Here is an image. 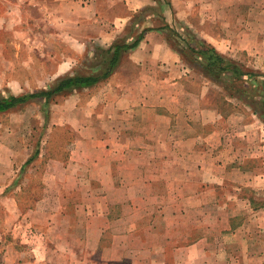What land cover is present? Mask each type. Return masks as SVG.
Segmentation results:
<instances>
[{"label":"crops","instance_id":"0c3cea01","mask_svg":"<svg viewBox=\"0 0 264 264\" xmlns=\"http://www.w3.org/2000/svg\"><path fill=\"white\" fill-rule=\"evenodd\" d=\"M153 2L0 0V31L7 32L9 38L4 42L0 34V50L12 45L40 50L60 36L57 32L88 28L95 21L103 23V27L85 45L108 46L125 30L135 12ZM260 14L262 19L253 17ZM245 17L241 24H222V32H228L223 35L225 39L219 35L208 43L223 55L235 51V57H239L240 51H253L264 60L263 5L252 4ZM3 59L9 63L18 61L14 56ZM154 65L157 72L163 73L159 79L164 77L169 84L178 85L177 103L171 105L166 100H174V94L153 89ZM186 67L165 36L151 30L89 98V104L96 103L102 109L101 115H91L89 128L93 134L84 141L88 151L80 154L73 149L77 145H72L67 160L54 165L59 179L54 177L52 184L55 195L66 192L63 205H75L80 216L76 219L80 224L69 234L83 245L76 253L82 256L79 264H217L213 258L216 245L213 247L211 242L222 233H229L226 236L241 246L245 244L244 253L247 249L259 250L255 254L264 264V196L254 194L264 184V152L254 156L248 150L252 147L249 141L253 126L264 127V122L258 125L261 121L256 120L232 130L214 106L203 104L201 99L192 108L182 103L183 98H190L180 80L185 71H190ZM78 93L82 92L74 93L76 97ZM99 124L103 125L102 135L96 133ZM210 146L214 159L219 161L214 168L207 167L206 162L213 155L208 153ZM42 154L43 149L39 156ZM254 158L261 160V170L250 165L248 160ZM250 183L255 185L250 190L254 195L242 187ZM208 184L242 195L228 200L214 197L208 194ZM77 190L87 196L84 201L71 200L70 195ZM259 200L262 202L257 205ZM249 213L251 217L260 215V234H250L239 222ZM62 214L66 215V211ZM57 215L56 212L54 216ZM23 264L50 263L37 259ZM56 264L75 263L72 259Z\"/></svg>","mask_w":264,"mask_h":264},{"label":"rangeland","instance_id":"374dc122","mask_svg":"<svg viewBox=\"0 0 264 264\" xmlns=\"http://www.w3.org/2000/svg\"><path fill=\"white\" fill-rule=\"evenodd\" d=\"M170 1L172 2V9L166 6V16L169 23L172 26L179 25L178 28L182 32L187 26L194 34L207 42H214V39H218L219 35H222L224 40L223 35H227L228 32L223 31V33L220 29L221 25L229 26L230 22L234 24L244 23L247 9L252 4L257 6L262 4L264 7V0ZM253 17H256V20L262 19L261 14L259 16L253 15ZM93 24L94 26H88V28L72 27L69 29L70 31H59L57 34L59 33L60 36L56 35L50 41L47 39V45L43 48L40 47V50L37 47L32 50L24 47L16 48L13 45L12 47L1 48V57L10 59L14 56L18 58V61L9 63L5 62L3 58L0 59V92L21 94L28 90H38L59 77L60 74H65L83 65L86 58L92 57L91 46H86L85 42L91 38L94 40L93 35L95 37L96 34H99L101 27H103V23L99 21H95ZM161 24L160 22H146L144 26L157 27ZM48 33L45 32L44 34ZM0 34L5 42L8 38L7 32L0 31ZM7 42H9V38ZM250 52L240 51L239 57H235L236 52L232 51L231 55L225 56L257 72H264L263 58L259 57V53ZM183 62L190 71H185L184 74L186 75L180 76V80L183 81V88L187 90L190 98L188 100L183 98L182 103L186 102L192 108L195 106L193 103L199 102L198 100L201 99L203 104L212 105L219 111L220 97L225 95L224 89L204 76L192 64L189 65L184 60ZM157 69L158 67L154 65L156 76L151 81L153 89L164 92L166 95L174 94V100L171 98L166 100L167 102L170 101L171 105L177 103L178 85L169 84L168 81H164V77L159 79L163 73L157 72ZM112 76L113 74L108 80ZM173 76L179 78L175 72ZM104 83L91 89L89 95L83 91L84 94L78 93V97L74 93V95L71 93L58 96L52 101L50 108H46L44 103L34 102L11 112L0 114V264H23L29 263V261L33 263L37 259L50 264L70 262L72 259L75 264L82 261V256H77L76 253L83 248V245L77 244L76 239L72 240L69 236L75 232L80 224L79 220H76L80 216L76 214L75 205H63V202L67 200L65 191L55 195L52 184L54 186V180L59 179V176H55L57 170L54 165L67 160L66 157L69 156L72 145H77L73 149L80 154H85L88 151V144L84 141L93 134V130L89 128L91 121H93L91 115L93 113L101 115L102 109L101 105L89 104L88 101ZM47 109L49 124L44 125ZM224 109L228 110L226 106ZM219 113L221 112L219 111ZM256 120L261 121L257 122L258 125H263L262 119L256 114L245 118L241 124H228L234 130L248 126L253 122L256 123ZM101 126L103 125L95 127L97 135H102L104 132ZM255 126H253L255 130L251 132V140L249 141L252 147L248 148L254 156L260 151L264 152V127L256 128ZM86 136L87 139H85ZM39 139L40 150L43 149L42 156L27 166L17 189L4 194V189L12 184L18 176L21 166L32 155ZM208 153L213 154L212 146H210ZM75 157L77 156L75 155ZM214 158L215 155L213 154L211 158L206 159L207 167L214 168L218 165L219 161ZM248 161L253 168L261 170V160L259 162L254 158ZM245 185L242 187L248 192L242 190V193L255 194L259 198L264 196V184L257 187V192L254 194L250 191L255 188L253 187L254 184ZM206 189L208 194L225 200L234 195H242L241 192L236 194L230 189L221 190L216 184H208ZM83 193L81 194V191L78 190L74 191L70 198L76 203L80 200L84 201L87 196ZM60 203L62 205H59ZM55 211L57 216H54ZM61 211L63 213L66 211V215L62 214ZM44 212H46V217ZM244 217L243 220H239L244 230L247 228V232L250 234H260L257 231L260 228L258 219L260 215L251 217L249 213ZM255 219H258L257 225H253L256 224ZM222 234L224 235L220 236L219 239H213L211 242L213 247L214 244L216 245L213 250V258L217 260V264H262L261 258L255 254L259 250L251 249L250 251L247 249V252L244 253L245 244L241 246L236 241L234 242L226 236L229 233ZM70 251L73 252V255L69 257Z\"/></svg>","mask_w":264,"mask_h":264},{"label":"trees","instance_id":"16d2710c","mask_svg":"<svg viewBox=\"0 0 264 264\" xmlns=\"http://www.w3.org/2000/svg\"><path fill=\"white\" fill-rule=\"evenodd\" d=\"M166 6L172 9V2L154 0L153 3L143 6L134 13L125 30L110 45L91 46L92 57L86 58L83 65L60 75L41 89L28 90L21 94L0 92V114L34 102L44 103L46 108H50L52 101L58 96L97 87L116 72L122 59L141 44L148 31L156 30L165 36L186 63L192 64L204 76L224 89L225 95L220 97L219 111L231 125L241 124L252 114L258 115L264 122V72H257L227 58L187 26L184 27V32L178 28L179 25L172 26L167 20ZM146 22L162 24L157 27H145ZM225 106L228 110L224 109ZM46 113L44 125L48 124V109ZM39 154L40 139L32 155L21 166L18 176L4 189V194L19 184L27 166H30ZM261 202L257 201V205ZM258 207L261 206H255Z\"/></svg>","mask_w":264,"mask_h":264}]
</instances>
